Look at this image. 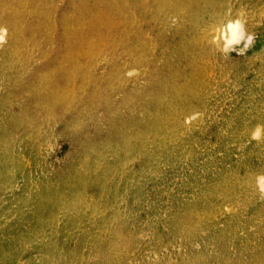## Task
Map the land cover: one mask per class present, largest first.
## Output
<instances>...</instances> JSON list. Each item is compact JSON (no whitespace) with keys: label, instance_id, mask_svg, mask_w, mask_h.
<instances>
[{"label":"rangeland","instance_id":"1","mask_svg":"<svg viewBox=\"0 0 264 264\" xmlns=\"http://www.w3.org/2000/svg\"><path fill=\"white\" fill-rule=\"evenodd\" d=\"M1 31L0 264H264V0H0Z\"/></svg>","mask_w":264,"mask_h":264},{"label":"bare ground","instance_id":"2","mask_svg":"<svg viewBox=\"0 0 264 264\" xmlns=\"http://www.w3.org/2000/svg\"><path fill=\"white\" fill-rule=\"evenodd\" d=\"M243 29V24L240 20L229 18L221 32L225 46H229L235 42H238L245 34ZM0 38H3V31L0 32Z\"/></svg>","mask_w":264,"mask_h":264},{"label":"clouds","instance_id":"3","mask_svg":"<svg viewBox=\"0 0 264 264\" xmlns=\"http://www.w3.org/2000/svg\"><path fill=\"white\" fill-rule=\"evenodd\" d=\"M0 43H3L2 38H0ZM253 139H259V131L254 133ZM257 183L260 186L261 190L264 191V176L257 177Z\"/></svg>","mask_w":264,"mask_h":264}]
</instances>
